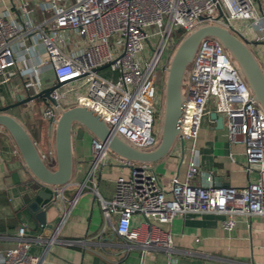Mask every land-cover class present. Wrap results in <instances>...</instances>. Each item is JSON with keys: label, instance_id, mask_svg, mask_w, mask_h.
<instances>
[{"label": "built area", "instance_id": "built-area-1", "mask_svg": "<svg viewBox=\"0 0 264 264\" xmlns=\"http://www.w3.org/2000/svg\"><path fill=\"white\" fill-rule=\"evenodd\" d=\"M37 5L43 15L38 22L27 0H17L13 11L0 10V84L16 64L15 45L29 52L39 42L53 82L61 83L51 96L65 107L91 109L113 134L141 150L159 141L154 123L162 97L155 73L165 70L175 40L200 25L218 23L251 45L264 44V0H37ZM238 20L247 22L245 29L234 26ZM211 111L223 117L228 140L243 144L245 168L256 178L241 187L218 186L211 172L189 164L184 180L172 177L164 187L150 163L135 162L127 175L116 177L109 198L98 197L104 228L142 252H169L171 234L159 225L178 214H223L226 230L237 215L264 218V111L220 41L208 36L200 40L185 74L176 143L196 140ZM55 114L51 106L43 110L45 117ZM90 151L87 179L93 181L109 149L92 137ZM115 160L126 163L119 156ZM135 215L140 216L136 224ZM29 241L25 227H19L0 264H38Z\"/></svg>", "mask_w": 264, "mask_h": 264}, {"label": "crops", "instance_id": "crops-1", "mask_svg": "<svg viewBox=\"0 0 264 264\" xmlns=\"http://www.w3.org/2000/svg\"><path fill=\"white\" fill-rule=\"evenodd\" d=\"M16 1L0 0V10L10 7L13 11ZM27 1L34 8L35 21H40L43 15L37 0ZM29 42L30 38L26 39ZM14 50L16 64L8 70L7 82L0 84V97L7 103L15 101L18 94L25 96L26 85L32 91V86L40 89L53 82L41 43L29 52L19 44ZM255 53L264 70V50ZM45 107L38 99L15 106L10 112L26 127L43 158L54 166L53 125L43 115ZM212 120L209 115L204 118L198 137L185 142L183 153L176 143L165 156L150 163L162 186H168L175 176L184 180L189 164L211 172L212 182L218 186L241 187L256 178L255 172L245 168L243 144L230 142L225 127L217 128ZM92 137L89 132L81 139L73 136V176L57 188L58 209L38 217L24 201L33 176L7 131L0 127V254L14 246L18 229L24 226L30 239L29 252L38 258V264H264L262 216L237 215L234 227L226 230L223 214H178L171 222L159 225L171 234L173 248L169 252H142L111 227L104 228L98 197L109 198L116 177L127 175L130 167L117 162V155L109 151V158L96 170V179L88 180ZM139 219L135 215L134 224Z\"/></svg>", "mask_w": 264, "mask_h": 264}, {"label": "water", "instance_id": "water-1", "mask_svg": "<svg viewBox=\"0 0 264 264\" xmlns=\"http://www.w3.org/2000/svg\"><path fill=\"white\" fill-rule=\"evenodd\" d=\"M217 7L221 16L222 10L219 5ZM208 36L220 41L238 67L253 98L264 111V70L250 47V41L235 30L218 23L198 26L181 39L172 53L165 67L161 134L158 143L149 150H141L113 134L107 124L91 109L80 105L65 107L60 104L51 96V92L61 84L60 82H52L40 89L31 85L32 91H29V85H26L25 96L18 94L15 101L0 106V127L7 131L33 176L28 183V197L24 199L29 209L34 214L37 212L38 217L50 209H58L57 188L67 184L74 172L73 136L81 139L85 132H89L102 141L109 151L124 159V165L129 167L135 162H156L165 156L177 142L186 67L191 63L200 40ZM38 99L44 105L51 106L56 113L49 118L53 125L54 166L42 157L26 127L10 112L15 106ZM209 116L215 120L217 128L224 127L221 115L211 111ZM179 144L183 153L185 143L179 139Z\"/></svg>", "mask_w": 264, "mask_h": 264}, {"label": "rangeland", "instance_id": "rangeland-1", "mask_svg": "<svg viewBox=\"0 0 264 264\" xmlns=\"http://www.w3.org/2000/svg\"><path fill=\"white\" fill-rule=\"evenodd\" d=\"M246 25H247V22L246 21H243V20H238V21H235L234 22V26H236L240 30L245 29L246 28ZM181 39H182V37L180 39L175 40L173 42V44H172V46L170 48V56L169 57H171L172 53L174 52L175 48L177 47V45L179 44V42L181 41ZM250 47L252 48V50L254 51V53L258 49L264 50V45L260 44L259 42H257L256 44H253ZM256 56H257V54H256ZM190 64L191 63H189L188 66L186 67L185 74L189 70ZM165 78H166V72L165 73H161L159 70L156 71V73H155V79H156V83H158V82L160 83L159 90H160L161 97H162V107L160 109L159 114L155 117V123H154V133L158 137V139L160 138V134H161V126H162V118H163ZM0 96H2V95L0 94ZM5 104H7L6 98L0 97V106L5 105ZM39 106H40V104H39ZM39 106H37V109H39ZM36 114H37V110H36Z\"/></svg>", "mask_w": 264, "mask_h": 264}, {"label": "flooded vegetation", "instance_id": "flooded-vegetation-1", "mask_svg": "<svg viewBox=\"0 0 264 264\" xmlns=\"http://www.w3.org/2000/svg\"><path fill=\"white\" fill-rule=\"evenodd\" d=\"M259 43L262 44V45H264L263 42H259ZM250 46H252V45L250 44ZM159 71H160L161 73H165V72H166V71L163 70L162 68H160ZM158 86H160V83H159V82H158Z\"/></svg>", "mask_w": 264, "mask_h": 264}, {"label": "trees", "instance_id": "trees-1", "mask_svg": "<svg viewBox=\"0 0 264 264\" xmlns=\"http://www.w3.org/2000/svg\"><path fill=\"white\" fill-rule=\"evenodd\" d=\"M178 32H179V33H178ZM178 32H177V36H181V31H178Z\"/></svg>", "mask_w": 264, "mask_h": 264}]
</instances>
